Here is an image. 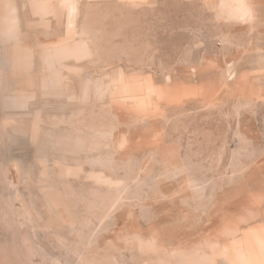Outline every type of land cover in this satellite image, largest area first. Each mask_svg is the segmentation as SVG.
<instances>
[{
  "label": "rangeland",
  "instance_id": "rangeland-1",
  "mask_svg": "<svg viewBox=\"0 0 264 264\" xmlns=\"http://www.w3.org/2000/svg\"><path fill=\"white\" fill-rule=\"evenodd\" d=\"M0 264H264V0H0Z\"/></svg>",
  "mask_w": 264,
  "mask_h": 264
},
{
  "label": "bare ground",
  "instance_id": "bare-ground-1",
  "mask_svg": "<svg viewBox=\"0 0 264 264\" xmlns=\"http://www.w3.org/2000/svg\"><path fill=\"white\" fill-rule=\"evenodd\" d=\"M69 11H70V13H73V12L75 11V9H74V5L70 7ZM73 14H74V13H73ZM73 16H74V15H73ZM73 16H72V17H73ZM73 19H74V18H73Z\"/></svg>",
  "mask_w": 264,
  "mask_h": 264
}]
</instances>
